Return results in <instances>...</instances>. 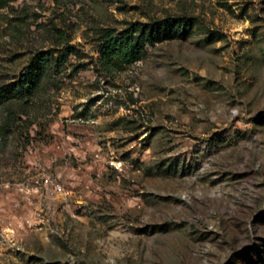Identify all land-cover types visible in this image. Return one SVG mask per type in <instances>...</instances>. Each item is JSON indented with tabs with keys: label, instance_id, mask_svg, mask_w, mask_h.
<instances>
[{
	"label": "rangeland",
	"instance_id": "obj_1",
	"mask_svg": "<svg viewBox=\"0 0 264 264\" xmlns=\"http://www.w3.org/2000/svg\"><path fill=\"white\" fill-rule=\"evenodd\" d=\"M135 22L142 55L101 67ZM64 41L0 107V264H264V0H14L0 83Z\"/></svg>",
	"mask_w": 264,
	"mask_h": 264
},
{
	"label": "trees",
	"instance_id": "obj_2",
	"mask_svg": "<svg viewBox=\"0 0 264 264\" xmlns=\"http://www.w3.org/2000/svg\"><path fill=\"white\" fill-rule=\"evenodd\" d=\"M11 1L14 0H0V8ZM152 29L153 24L139 22L131 23L119 31L111 27L101 28L97 36V59L100 66L105 69H120L138 59L144 52L146 41L153 34ZM62 43L61 48L48 47L32 51L18 75L0 83V107H6L8 117H16L18 110L22 109L15 103L30 98L44 76L62 64L65 57L73 51V46L67 41Z\"/></svg>",
	"mask_w": 264,
	"mask_h": 264
}]
</instances>
